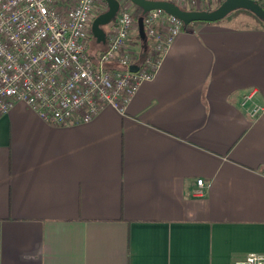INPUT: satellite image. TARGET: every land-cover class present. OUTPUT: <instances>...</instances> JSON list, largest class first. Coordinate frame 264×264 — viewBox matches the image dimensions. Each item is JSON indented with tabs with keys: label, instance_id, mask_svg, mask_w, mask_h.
I'll return each mask as SVG.
<instances>
[{
	"label": "crops",
	"instance_id": "obj_1",
	"mask_svg": "<svg viewBox=\"0 0 264 264\" xmlns=\"http://www.w3.org/2000/svg\"><path fill=\"white\" fill-rule=\"evenodd\" d=\"M251 91L264 105V25L237 12L183 28L124 114L52 125L15 104L0 116V264L264 254V113L241 106Z\"/></svg>",
	"mask_w": 264,
	"mask_h": 264
},
{
	"label": "built area",
	"instance_id": "obj_2",
	"mask_svg": "<svg viewBox=\"0 0 264 264\" xmlns=\"http://www.w3.org/2000/svg\"><path fill=\"white\" fill-rule=\"evenodd\" d=\"M170 1L185 10H211L223 0ZM97 3L0 0V116L17 103L52 125L87 123L106 107L126 112L140 85L155 76L184 24L162 9L147 11L142 18L146 48L137 54L126 46L132 32L139 36L137 16L127 0H120L105 48L91 50ZM241 106L252 118L264 113L253 91L243 96ZM207 185L197 178L195 194ZM235 264H264V254L247 253Z\"/></svg>",
	"mask_w": 264,
	"mask_h": 264
},
{
	"label": "water",
	"instance_id": "obj_3",
	"mask_svg": "<svg viewBox=\"0 0 264 264\" xmlns=\"http://www.w3.org/2000/svg\"><path fill=\"white\" fill-rule=\"evenodd\" d=\"M107 4V10L94 16L90 31L97 43L105 44L107 41L106 33L103 26L111 22L117 14L120 7V0H104ZM131 4L141 9L137 17L138 32L141 40H144L143 15L152 9H162L166 13L181 19L184 27L191 22L203 21L214 22L226 17L230 12L236 9H245L264 21V8L257 0H223L218 6L211 10H185L170 0H127ZM131 70H136V65L130 66Z\"/></svg>",
	"mask_w": 264,
	"mask_h": 264
},
{
	"label": "rangeland",
	"instance_id": "obj_4",
	"mask_svg": "<svg viewBox=\"0 0 264 264\" xmlns=\"http://www.w3.org/2000/svg\"><path fill=\"white\" fill-rule=\"evenodd\" d=\"M96 9H97V12L99 13L100 11H102L104 9V3H103V0H98V3L96 5ZM129 11H131L132 13H134L135 16H139L140 15V12H141V9L139 7H137L136 5L134 4H131L129 2ZM237 13V12H236ZM104 29L107 33H110L111 31V27H110V22L105 24L104 26ZM131 40L133 42H136L137 38L136 36H131ZM137 43V42H136ZM101 44L97 43L95 38L91 35L90 38H89V48L91 50H95L94 47H99ZM138 45V44H137Z\"/></svg>",
	"mask_w": 264,
	"mask_h": 264
},
{
	"label": "trees",
	"instance_id": "obj_5",
	"mask_svg": "<svg viewBox=\"0 0 264 264\" xmlns=\"http://www.w3.org/2000/svg\"><path fill=\"white\" fill-rule=\"evenodd\" d=\"M257 1H258V3L264 8V1H263V0H257ZM219 4H220V3H218L217 6H218ZM236 12H245V13H247V14H250V15H252L254 18H256V20H257L260 24L264 25V21H263V20H261L260 18H258V17H257L255 14H253L252 12H250V11H248V10H245V9H236V10L230 12L227 16H229V15H231V14H233V13H236ZM196 22H203V21H195V22H191L190 24L186 25L184 28H187L189 25H191V24H193V23H196Z\"/></svg>",
	"mask_w": 264,
	"mask_h": 264
},
{
	"label": "flooded vegetation",
	"instance_id": "obj_6",
	"mask_svg": "<svg viewBox=\"0 0 264 264\" xmlns=\"http://www.w3.org/2000/svg\"><path fill=\"white\" fill-rule=\"evenodd\" d=\"M103 3H104V9L102 10V11H100V12H103V11H106L107 10V4H106V2L103 0ZM99 12V13H100ZM98 14V12H97V9L95 10V16ZM110 27H111V22H110ZM103 30L105 31V29H104V27H103ZM105 33H106V37H108V33L105 31Z\"/></svg>",
	"mask_w": 264,
	"mask_h": 264
}]
</instances>
